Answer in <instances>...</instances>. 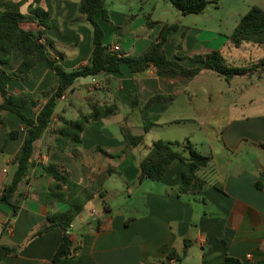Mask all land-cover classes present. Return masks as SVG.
I'll use <instances>...</instances> for the list:
<instances>
[{"label":"crops","instance_id":"crops-1","mask_svg":"<svg viewBox=\"0 0 264 264\" xmlns=\"http://www.w3.org/2000/svg\"><path fill=\"white\" fill-rule=\"evenodd\" d=\"M6 1L0 0V9ZM80 2L52 0L47 26L34 13L35 8L49 9L45 0H24L21 6V26L33 33L44 30L42 41L47 44L50 58L67 71L88 64L94 47L93 27L80 12ZM244 4L246 9L238 15V23L250 7L264 9V0H244ZM106 10L108 19L102 12L95 18L103 28L104 44L110 50L119 46L115 51L119 55H141L168 24L178 26L164 43L169 59L193 67L195 54L216 50L202 39L212 32L210 29L188 23L189 17L198 16H187L169 0H106ZM262 58L264 55L250 64ZM22 59V51L15 48L4 68L15 71ZM215 73L203 69L185 78L158 74L155 65L133 73L123 64L119 72L77 79L65 90L66 98H58L51 125L34 142V167L27 180L19 184L17 213L0 204V245L17 250L0 259V264H52L64 230L56 227L40 235L35 233L48 215L66 210L69 204L49 197V188L55 181L43 166L51 162L64 165L81 191L95 194L72 222L68 236L74 251L60 264H172V259L175 264H221L228 255L243 264H264V64L230 81L223 94L224 124L215 127V134L205 130L208 147L200 151L212 159L198 172L206 180L201 193L180 191L184 168L180 161L159 181L139 180L140 161L153 141L143 143L146 133L165 122L169 105L181 94L191 113L201 118L193 103L197 94L190 85L194 80H213ZM234 81H239V99L232 102ZM58 84L59 76L48 62L39 61L29 74L12 76L8 91L15 95L31 93L37 103L27 102L24 113L36 118L47 101L43 92L55 91ZM157 94L171 95L173 99L149 105L147 111L158 115V119L147 132L142 109ZM3 101L0 94V105ZM92 104L116 105L117 112L88 124L81 135V145L69 143L64 149L58 148L61 119L75 120L89 114ZM14 130L17 136L8 139V133ZM125 131L143 135V141L128 145ZM26 136L22 118L0 109V188L11 180Z\"/></svg>","mask_w":264,"mask_h":264},{"label":"trees","instance_id":"trees-1","mask_svg":"<svg viewBox=\"0 0 264 264\" xmlns=\"http://www.w3.org/2000/svg\"><path fill=\"white\" fill-rule=\"evenodd\" d=\"M39 0H35L38 2ZM48 10L44 11L35 8L34 13L39 16V22L43 26L48 25L46 17L51 10V1L45 0ZM184 14L201 13L208 5L207 0H169ZM24 0L5 2L4 8L0 9V94L4 101L0 109H6L19 115L27 130V136L21 152L16 157L15 171L11 180L3 187V194L0 196V204H6L12 208L16 214L20 207L19 184L27 180L31 169L34 167L33 153L34 142L40 138L49 127L52 120L58 98L62 96L77 79L81 77L97 75L101 72H119L123 64L128 65L133 73H141L148 69L150 65H155L158 74L171 73L178 74L185 78L198 75L203 69H209L231 81L235 76L250 74L255 72L260 65L264 64V58L259 63L250 65H236L229 63L220 50H212L206 54H195L192 59L195 66L186 67L178 59H169L164 50V43L169 34L177 29L176 24L163 26L159 38L152 42L148 48L138 56H123L110 50L104 44V31L101 24L96 20L95 14L102 12L103 17L108 19L106 10V0H81L79 10L85 14L87 20L93 27V52L88 64L77 69L67 71L61 64L51 59L46 42L42 41L44 30L33 33L21 26L24 15L21 6ZM185 33L183 34V38ZM230 42L239 47L245 42H252L264 46V9L258 5L250 7L236 25L233 33L228 36ZM49 44V42H47ZM51 43V42H50ZM19 48L23 53V59L15 71H8L5 64L11 61L12 52ZM47 61L51 69L59 76V84L53 92H43L47 96V101L36 118L28 117L24 113V106L27 102L33 104L37 100L29 92L20 94H9L8 82L14 75L29 74L31 69L39 62ZM171 95L157 94L152 96L146 106L142 109L145 130H149L158 115L150 114L147 111L149 105L155 101L168 100ZM117 112L116 105L92 104L89 114H81L75 120L61 119L62 126L59 129L57 146L60 149L67 147L69 143L81 145V135L85 127L92 121L103 117H108ZM18 131H10L8 139L16 137ZM124 137L128 145H137L143 141V135H134L124 132ZM212 159L210 154L199 151L194 143L189 139L185 142H174L166 139H156L152 141L148 154L140 161L139 180L151 179L159 181L175 162H183L182 183L180 191L183 193L199 194L205 186L206 180L198 172L207 166ZM44 172L51 176L55 184L49 188V197L54 200L64 201L69 207L64 211H58L48 215L47 221L42 225L35 235H40L53 228L59 227L64 230L53 258L52 264L60 262L73 254L72 242L68 236L75 217L81 213L84 205L94 197V192L90 190L81 191V186L75 182L67 168L58 163H49L43 166ZM103 197L104 193L101 191ZM105 209L110 211V206L105 202ZM16 248L0 245V259L7 254L16 252ZM221 264H243L239 258L225 256Z\"/></svg>","mask_w":264,"mask_h":264},{"label":"rangeland","instance_id":"rangeland-1","mask_svg":"<svg viewBox=\"0 0 264 264\" xmlns=\"http://www.w3.org/2000/svg\"><path fill=\"white\" fill-rule=\"evenodd\" d=\"M207 1L208 5L203 12L187 14V16H198L189 17L188 23H192L197 28L207 27L212 31L202 38L206 40L205 44L212 49L221 50L226 60L236 65H249L252 60L264 55V46L245 42L243 46L236 47L228 38L238 23V15L246 9L244 0ZM245 46L248 48L246 49ZM213 76V80H194L190 85V89L197 94L193 97V103L201 118L191 113L192 110L188 108L185 95L181 94L169 105L163 117L165 122L149 132L147 131L143 143H151L152 140L160 138L180 143L189 139L199 151H206L208 147L207 132L215 134V127L224 124L225 100L223 94L230 86V81L223 76L217 73ZM235 80H239V77ZM232 87V94L235 95L231 96L233 102L234 99H239V81H234ZM207 94H211V96H207Z\"/></svg>","mask_w":264,"mask_h":264},{"label":"built area","instance_id":"built-area-1","mask_svg":"<svg viewBox=\"0 0 264 264\" xmlns=\"http://www.w3.org/2000/svg\"><path fill=\"white\" fill-rule=\"evenodd\" d=\"M119 49H120L119 46H114V47L112 48L113 51H116V50H119ZM61 98H62V99H65L66 96H65V95H62ZM51 123H52V120H51V122H50L49 125H51ZM2 194H3V188H0V196H1ZM175 263H176V260H175V259H172V264H175Z\"/></svg>","mask_w":264,"mask_h":264}]
</instances>
